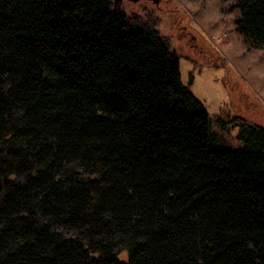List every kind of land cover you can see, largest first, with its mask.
<instances>
[{"label": "trees", "instance_id": "trees-1", "mask_svg": "<svg viewBox=\"0 0 264 264\" xmlns=\"http://www.w3.org/2000/svg\"><path fill=\"white\" fill-rule=\"evenodd\" d=\"M228 10L264 49V0ZM241 128L214 149L168 41L117 1L0 0V264H264V128Z\"/></svg>", "mask_w": 264, "mask_h": 264}, {"label": "rangeland", "instance_id": "rangeland-1", "mask_svg": "<svg viewBox=\"0 0 264 264\" xmlns=\"http://www.w3.org/2000/svg\"><path fill=\"white\" fill-rule=\"evenodd\" d=\"M112 1L168 41L183 86L209 116L215 150L242 148L245 123L264 128V49L248 48L235 31L233 0Z\"/></svg>", "mask_w": 264, "mask_h": 264}, {"label": "water", "instance_id": "water-1", "mask_svg": "<svg viewBox=\"0 0 264 264\" xmlns=\"http://www.w3.org/2000/svg\"><path fill=\"white\" fill-rule=\"evenodd\" d=\"M127 1H129V2H133V3H137V2H139V1H141V0H127Z\"/></svg>", "mask_w": 264, "mask_h": 264}]
</instances>
